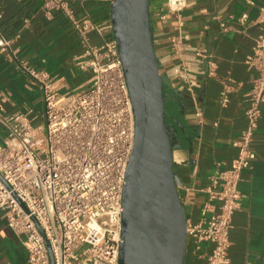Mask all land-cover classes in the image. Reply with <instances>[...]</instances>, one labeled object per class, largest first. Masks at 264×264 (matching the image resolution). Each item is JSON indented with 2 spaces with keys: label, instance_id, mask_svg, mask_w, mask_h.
Segmentation results:
<instances>
[{
  "label": "built area",
  "instance_id": "obj_1",
  "mask_svg": "<svg viewBox=\"0 0 264 264\" xmlns=\"http://www.w3.org/2000/svg\"><path fill=\"white\" fill-rule=\"evenodd\" d=\"M85 1L43 0L42 9L48 17L63 13L77 31L84 50L76 60L81 69L92 71L90 86L61 94L49 72L18 60V67L42 87L44 121L35 125L25 113L0 119L7 130L0 141V209L10 228L23 235L28 264H119L125 174L136 118L113 25L96 22ZM102 1L110 7L114 2ZM186 4L166 0L162 18ZM2 18L0 10V52L17 60ZM93 33L98 43L92 42ZM196 54L206 58L208 50L199 48ZM246 64L255 75L246 94L248 124L233 143L238 155L230 168L208 176L200 219L186 226L196 250L205 242L213 244L206 264L229 262L232 218L244 198L239 183L255 158L250 144L264 104V30L255 37ZM233 87L232 79L224 82L221 108L228 105ZM197 112L201 118L199 108Z\"/></svg>",
  "mask_w": 264,
  "mask_h": 264
},
{
  "label": "crops",
  "instance_id": "obj_2",
  "mask_svg": "<svg viewBox=\"0 0 264 264\" xmlns=\"http://www.w3.org/2000/svg\"><path fill=\"white\" fill-rule=\"evenodd\" d=\"M165 1H150L154 48L166 110L168 105L175 108L167 117L177 189L187 222L197 223L206 200L202 189L208 176L232 166L238 155L233 143L248 124L246 94L255 72L246 58L255 37L264 30V0H187L182 11L162 18ZM42 3L0 0L1 25L17 57L13 60L0 52V119L25 113L35 124L42 118V87L18 67V60L49 72L61 94L91 84L92 71L81 69L76 60L84 50L77 31L61 12L48 17ZM84 7L96 22H110L108 2L86 0ZM74 8L77 14L83 12L77 3ZM243 14H247L245 20ZM91 39L99 42L95 33ZM199 48L207 49L208 57L198 56ZM229 78L234 87L228 105L221 108L220 93ZM6 136L0 121V141ZM250 148L255 158L250 168L243 170L239 183L244 198L232 218L228 264H264V104ZM22 241L23 235L10 228L0 209V264H28ZM212 247L205 242L196 250L188 238L184 264H206Z\"/></svg>",
  "mask_w": 264,
  "mask_h": 264
},
{
  "label": "water",
  "instance_id": "obj_3",
  "mask_svg": "<svg viewBox=\"0 0 264 264\" xmlns=\"http://www.w3.org/2000/svg\"><path fill=\"white\" fill-rule=\"evenodd\" d=\"M151 0H114L110 21L136 118L126 169L119 264H184L187 216L174 173Z\"/></svg>",
  "mask_w": 264,
  "mask_h": 264
},
{
  "label": "rangeland",
  "instance_id": "obj_4",
  "mask_svg": "<svg viewBox=\"0 0 264 264\" xmlns=\"http://www.w3.org/2000/svg\"><path fill=\"white\" fill-rule=\"evenodd\" d=\"M175 112V108L174 107H171L170 105H168L167 106V110H166V113H167V115H170V113H174ZM167 119H168V123H167V125L170 123V118L169 117H167ZM44 120L41 118V119H39V120H37L36 122H35V124H40V123H42ZM168 130H169V127H168Z\"/></svg>",
  "mask_w": 264,
  "mask_h": 264
},
{
  "label": "bare ground",
  "instance_id": "obj_5",
  "mask_svg": "<svg viewBox=\"0 0 264 264\" xmlns=\"http://www.w3.org/2000/svg\"><path fill=\"white\" fill-rule=\"evenodd\" d=\"M176 158H177V160H179V159H180V156L177 154V155H176Z\"/></svg>",
  "mask_w": 264,
  "mask_h": 264
}]
</instances>
